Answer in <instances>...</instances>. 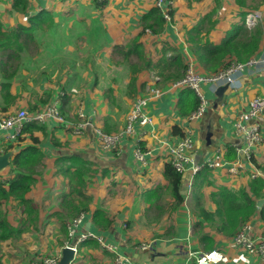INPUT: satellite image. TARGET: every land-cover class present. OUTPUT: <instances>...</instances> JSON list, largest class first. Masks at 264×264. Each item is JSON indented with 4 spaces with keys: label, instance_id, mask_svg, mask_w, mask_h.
<instances>
[{
    "label": "crops",
    "instance_id": "1",
    "mask_svg": "<svg viewBox=\"0 0 264 264\" xmlns=\"http://www.w3.org/2000/svg\"><path fill=\"white\" fill-rule=\"evenodd\" d=\"M11 1L0 0V4L5 8L3 13L0 12V22L6 28L36 15L41 8L54 12L76 10L79 6L90 5L93 0H28V8L24 15L10 14ZM157 1L107 0L102 23L110 44L125 43L137 35L141 17L155 7ZM166 2L170 3L171 15L170 19L166 20L162 33L153 36L149 31H145V36L141 39L146 53L152 59L157 61L164 56L170 58L172 51L163 55L161 45L154 44L163 42L167 48H170L169 50L180 54L186 64L190 59L189 62L198 74H211L199 65L191 53L190 44L185 36L186 30L195 27L204 16L213 12L211 20L216 24L209 33L208 39L213 44H219L228 31H231L235 25L242 24L246 16L254 14L255 26L252 28L245 26L249 30L255 28L262 30L259 49L251 58L258 60V67L243 71L235 84L227 86L220 96L216 92L225 85L212 89L203 84L201 88L207 106L204 115L193 122L187 119L192 112L182 116L179 109L181 98L184 99L192 91L188 88L186 90L173 88L172 84L161 86L162 84H157L153 80L152 72H142L138 76L139 85H144L143 90L139 91L135 99L126 100L125 112H116L115 115L103 100L99 87L91 89V82L85 88L76 90L77 93L80 92V96L76 93V96L74 93L67 96L57 88L52 100L45 105V109L56 103L65 122L60 124L51 121L54 125L47 131L50 142L42 138L41 133H37V137L42 138L41 148L44 159L42 168L39 169L38 182L27 195L39 207L37 229L22 236V239L30 237L32 241H20L18 249H11L9 254H6L8 259L2 256L0 264H7L6 260L10 258L11 263L17 264L21 260L24 264H31L34 260L51 254L61 256L68 237L60 231V222L52 215L61 211L62 197L70 191V185L67 179L56 173L55 162L68 155L90 162L92 171L89 173V182L84 190L91 201L87 212L82 213V221L77 226L75 237L71 242L74 243L83 234L94 236L83 241V243L87 242V245L78 247V254L70 264H118L116 262L118 256L126 258L129 261L127 264H194L188 260L187 252H209L206 246L199 243L198 233L210 237L213 240L212 250L224 254L225 259L218 264H264V261L254 253L235 248L232 238L216 233L196 217L193 212L196 208L193 198L195 175H190V172H187L185 177H181V194L184 197L181 205L171 211L173 202L167 195L162 196L160 202L155 201L156 195L158 198L161 194V190L157 191V188H163L162 191L165 192L164 188L167 186L163 178V170L165 164L169 163L167 157L169 147L178 143L187 130L194 142V150L189 155L196 164L200 162L203 164L218 152L223 157L222 167L211 169V175L208 177L213 187H208L203 192L202 205L208 212L213 213L216 209L210 198L214 186L238 190L248 188L253 178L259 177L264 180V112L260 119L256 120L260 126L262 141L253 149L255 164L245 162L243 156L237 152V149L245 145V137L236 133L234 127L238 117L249 110L250 101L256 96L264 97V0H166ZM109 54L110 50L106 49L102 56ZM64 84L67 87V81H64ZM153 84L159 87L161 93L158 97L148 100L146 114L151 124L146 127L135 126V138L124 136L119 153L102 150L97 143L94 129L87 127L81 135L74 134L71 129V125L79 121L76 113L81 108L94 127L104 131V119L112 117L116 123L122 125L117 130L120 132L132 103L137 98L143 97L146 88ZM27 93V90L22 93L23 97ZM36 102L33 101L31 104L35 106ZM18 108L27 109L25 100L18 102L16 109ZM43 110L39 108L33 113ZM11 111L14 112L15 109ZM174 128H178L179 134L173 133ZM11 133L12 130H0V150L11 143L16 144L17 139L10 143L6 142ZM52 138L60 145L54 146L51 142ZM24 144H27V141ZM137 149L144 154V162L135 157ZM228 149H232L233 152L231 159L227 158ZM235 161H240L243 169L232 174L231 163ZM7 177L1 176L0 173V179ZM98 211L110 222L108 227H103L104 223L100 221L103 217L94 220V213ZM72 219L74 218L66 222V228ZM198 222L202 223L203 228L195 233L194 225ZM247 223L252 228L254 239L264 237V221L258 212ZM49 227L52 228V232ZM38 236L49 240L48 248L44 252L36 243ZM96 238H101L105 245L113 246L115 251L103 249ZM141 244L149 245V248L141 250ZM9 247L11 246H6V249ZM15 259L16 261H13Z\"/></svg>",
    "mask_w": 264,
    "mask_h": 264
},
{
    "label": "trees",
    "instance_id": "2",
    "mask_svg": "<svg viewBox=\"0 0 264 264\" xmlns=\"http://www.w3.org/2000/svg\"><path fill=\"white\" fill-rule=\"evenodd\" d=\"M106 5L107 0H93L90 5L79 6L76 10L54 12L41 8L36 15L27 17L10 28L4 27L0 22V115L10 114L18 102L24 100L22 93L27 90L25 87L30 77L24 74L34 70L38 71L37 77L40 80L44 78L45 81H49V74L66 68V65L70 67L69 71L89 72L91 89L101 88L103 100L113 115L116 112H125L126 100L135 99L139 91L143 90L144 85L138 83V76L142 72L157 75V84H162L161 86L173 84L183 77L187 65L180 54L169 50L163 42L154 43L161 45L163 55L172 51L170 58L164 56L155 61L146 53L141 42L146 30L153 36L160 35L164 30L166 20L159 8L152 7L143 14L137 35L125 43L111 45L102 23ZM27 8L28 0H12L10 14L24 15ZM212 16L213 12L185 32L191 53L205 71L214 74L227 68L232 62H246L255 56L262 37L260 28L249 30L244 24L245 17L243 23L228 31L219 44H213L208 39L216 24L211 20ZM106 49L110 50L109 56H102ZM58 86L68 96L66 92L70 87L67 88L66 84ZM54 95L55 90L47 88L44 94L39 95L35 106L27 105V113L30 115L39 108L45 110V105ZM31 99L36 101L34 97ZM180 101L182 116H187L199 105V99L193 91ZM51 121L53 120L47 119L44 123H25L16 144L11 143L4 150H16V153L10 160L8 177L0 179V250L1 244L12 246L23 235L37 229L39 207L27 195L40 177L39 169L42 168L44 159L41 139L50 142L47 131L54 125ZM103 122V130L108 134L117 132L122 126L112 117L105 118ZM37 133L42 134L41 139L37 137ZM173 133L179 134L178 128H174ZM25 141L27 144L23 145ZM51 142L54 146L60 145L54 138ZM231 154L233 155L232 149H228L227 158L231 159ZM250 161L255 164L253 157ZM90 165V162L73 155L55 162L56 173L67 179L70 185V191L62 197L61 211L52 215L60 222V231L65 235L66 222L88 210L91 199L84 190L89 182V173L92 172ZM210 175L211 170L206 167L195 175L193 198L196 208L193 212L211 230L224 237L233 238L240 227L257 212L264 221V206L261 209L256 207V199L264 198V180L253 178L248 188L238 190L214 186L210 198L216 209L211 213L202 205L204 190L213 187L208 180ZM163 178L167 182L165 192L162 191L163 188H157V191L161 190V194L158 198L156 195L155 201L160 202L162 196L167 195L173 202V211L184 201L181 194L182 178L170 163L164 166ZM12 214L15 215V223L10 220ZM93 217L95 221L103 217L100 220L104 223L103 227L109 226L110 222L104 218L103 213L98 211ZM202 228V223L198 222L195 223L193 231L196 233ZM198 237L201 245L206 246L209 251L212 250L213 240L210 237L200 233ZM85 245L87 242H81L78 247ZM2 256L0 251V260Z\"/></svg>",
    "mask_w": 264,
    "mask_h": 264
},
{
    "label": "built area",
    "instance_id": "3",
    "mask_svg": "<svg viewBox=\"0 0 264 264\" xmlns=\"http://www.w3.org/2000/svg\"><path fill=\"white\" fill-rule=\"evenodd\" d=\"M103 1V0H99ZM156 7L159 8L163 14L165 20L170 19V3L166 0H158ZM256 24V16L250 14L245 18V25L248 28H252ZM148 32V30H146ZM190 60V59H189ZM187 61V68L183 77L172 84L173 88H188L195 93L199 99V105L187 119L191 122L200 119L204 113L207 106V102L203 96L201 86L208 85L212 89H215L221 85L232 86L235 84L238 76L249 68H257L259 62L257 59H249L246 62H232L230 65L220 70L214 74L200 75L196 72L192 63ZM189 62V63H188ZM153 80L159 82V77L154 76ZM146 93L143 97L137 98L130 106L128 112L125 115V124L120 132L114 134H108L99 128L93 126L92 122L84 115L81 108L77 110L78 123L72 124L71 129L74 134L81 135L85 128L94 129L97 136V143L102 150L112 152L117 154L121 151L120 143L123 137H134L136 136L137 127H146L151 124L149 116L146 114V108L149 98L158 97L161 93L159 87L152 86L146 88ZM264 112V97L256 96L249 103V110L246 113L241 114L235 123L236 133L243 134L245 137V145L242 148L237 149L245 162H251L253 157V149L255 146L261 143L262 136L260 132V126L256 123V120L260 119L261 114ZM47 119H51L57 123H64L65 120L61 116L56 103L45 110L33 114H28L25 109H18L6 116L0 115V130L8 131L12 130V133L7 137L6 142L15 141L21 133V129L24 124L30 121H36L38 123H44ZM185 136L173 146L169 147L168 150V162L171 164L173 169L185 177L187 172L190 175H196L203 167L208 169H217L222 167V154L220 152L215 153L210 159L206 160L203 164H196L193 158L189 155L194 150V142L189 131H186ZM138 140V139H137ZM5 144V143H4ZM6 146V145H5ZM7 147V146H6ZM3 147L0 150V154L5 153ZM135 157L144 162V154L140 149L135 151ZM243 169L242 163L240 161H235L231 163L230 173L236 174L239 170ZM254 177V176H252ZM83 215L77 216L72 219L67 225V237L68 240L65 242L64 248L68 247L73 250V259L78 254V245L85 241L87 238H94L91 234H83L80 238L76 239L74 243L71 240L75 237L76 228L81 223ZM100 243L101 247L107 251L114 252L115 248L110 245H105L101 238H96ZM233 246L242 251L249 253H254L258 258L264 261V237L254 239L252 236V228L248 223L243 224L238 230L237 234L232 238ZM149 245L141 244V250H147ZM186 256L189 261L194 262V264H218L225 259L222 252L218 250H212L209 252H187ZM61 256H47L44 258H38L31 262V264H58ZM70 261V262H72ZM69 262V264H70ZM118 264H127L129 261L118 256L116 259ZM189 264V263H185Z\"/></svg>",
    "mask_w": 264,
    "mask_h": 264
},
{
    "label": "rangeland",
    "instance_id": "4",
    "mask_svg": "<svg viewBox=\"0 0 264 264\" xmlns=\"http://www.w3.org/2000/svg\"><path fill=\"white\" fill-rule=\"evenodd\" d=\"M70 67L66 65V68L63 67L61 70H56L54 73L49 74V81L46 82L45 79H39L38 76V71H31L29 74L26 73L24 74L25 76H30L27 79V83H26V89L28 91V93L25 95V97L23 98L25 100V102L27 103V105L31 104V102L35 101V99H31L32 97L39 99V94H44L45 91L47 90V88H52L54 90H56L57 88H61L60 86H58L59 84H64V81H68L69 83L67 84V88L68 91L66 93L68 94H77V96H80V92L77 93V91H79L82 88H85L87 86V84L89 83V81L91 80L89 72H83V71H69ZM78 76L79 78L77 79ZM155 75V74H154ZM157 76V75H155ZM158 77V76H157ZM85 82H87L86 84H84ZM101 90V88L99 89ZM98 90V91H99ZM24 92H26V90H24ZM23 92V93H24ZM75 94V96H76ZM22 104V103H21ZM15 111L17 110L16 108H14ZM14 111V112H15ZM27 111V110H26ZM4 176H8L9 175V169L7 168L4 172H3ZM1 173V176H3ZM14 216L15 215H11L10 220L15 223L14 220ZM52 227V226H51ZM49 227V230L52 232V228ZM26 242H30L32 241V239L30 237L26 238V239H22L20 240L21 242L23 241ZM15 242L14 245H12L11 247H9L8 249H6L5 244H1V254H3L4 258L8 259L6 254H9L8 252L11 251V249H18L19 246V242ZM48 241L46 240L45 237L42 236H38V239H36V243L39 244L41 251H46V249L48 248ZM19 252V251H17ZM54 252V251H53ZM52 252V253H53ZM51 256H55V254H51ZM13 261H16L13 260ZM7 264H16V263H11V258L9 260H6ZM17 264H24L23 261L21 262V260L18 261Z\"/></svg>",
    "mask_w": 264,
    "mask_h": 264
},
{
    "label": "water",
    "instance_id": "5",
    "mask_svg": "<svg viewBox=\"0 0 264 264\" xmlns=\"http://www.w3.org/2000/svg\"><path fill=\"white\" fill-rule=\"evenodd\" d=\"M5 10L4 6L0 4V12L3 13ZM227 86L221 87L217 90V95H221L222 91L225 90ZM16 153V150H9L3 154H0V173H3L10 164L11 158L14 156ZM201 164V162H200ZM264 204V198L258 199L256 201V207L261 208L262 205ZM73 259V250L71 248L65 247L62 249L61 252V258L58 262V264H69L70 261Z\"/></svg>",
    "mask_w": 264,
    "mask_h": 264
}]
</instances>
